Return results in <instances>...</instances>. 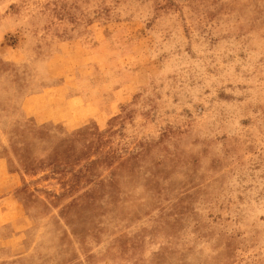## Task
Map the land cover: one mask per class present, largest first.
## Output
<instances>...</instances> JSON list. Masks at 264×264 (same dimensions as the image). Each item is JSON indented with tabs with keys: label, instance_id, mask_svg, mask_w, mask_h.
<instances>
[{
	"label": "rangeland",
	"instance_id": "obj_1",
	"mask_svg": "<svg viewBox=\"0 0 264 264\" xmlns=\"http://www.w3.org/2000/svg\"><path fill=\"white\" fill-rule=\"evenodd\" d=\"M51 63L109 122L29 152L33 259L264 264V0H0V130Z\"/></svg>",
	"mask_w": 264,
	"mask_h": 264
},
{
	"label": "crops",
	"instance_id": "obj_2",
	"mask_svg": "<svg viewBox=\"0 0 264 264\" xmlns=\"http://www.w3.org/2000/svg\"><path fill=\"white\" fill-rule=\"evenodd\" d=\"M55 64L45 66L27 92L3 110L10 124L0 130V264L41 263L32 257L36 241L31 236L43 212L29 208L30 188L21 179L32 169V148L39 145L48 150L61 142H79L102 131L109 122L104 110L86 117L87 107L80 95H64L71 73L55 68L63 63ZM49 185L51 191V182Z\"/></svg>",
	"mask_w": 264,
	"mask_h": 264
}]
</instances>
